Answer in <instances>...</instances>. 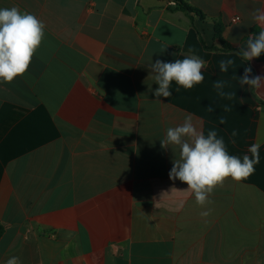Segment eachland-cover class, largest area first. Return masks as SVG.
<instances>
[{"label": "crops", "instance_id": "crops-1", "mask_svg": "<svg viewBox=\"0 0 264 264\" xmlns=\"http://www.w3.org/2000/svg\"><path fill=\"white\" fill-rule=\"evenodd\" d=\"M180 2L204 17L166 0H0L46 25L28 70L0 82V264H264V89L238 81L264 62L237 54L264 31V0ZM189 55L203 81L156 97L151 63ZM187 115L241 161L260 146L247 179L214 189L208 223L169 177L179 149L161 147Z\"/></svg>", "mask_w": 264, "mask_h": 264}, {"label": "clouds", "instance_id": "clouds-1", "mask_svg": "<svg viewBox=\"0 0 264 264\" xmlns=\"http://www.w3.org/2000/svg\"><path fill=\"white\" fill-rule=\"evenodd\" d=\"M252 18L264 23V9L254 10ZM45 28L44 22L32 13L21 12L18 7L0 8V82L11 83L28 70L34 53L44 39ZM262 53L264 31L255 36L250 35L237 52L244 61L259 58ZM233 62L232 59L221 60L220 70L227 72ZM205 67V61L196 55L175 62L156 60L150 65L152 78L158 85L154 95L170 97L172 92L169 89L173 81L185 89L192 88L203 81L202 69ZM238 81L256 91L264 89V77L252 76L250 67H245L244 75L238 77ZM214 86L222 89L224 83L217 81ZM220 94L225 95L223 92ZM228 95L230 98L231 94ZM208 110L213 111L211 106ZM160 141L162 148L176 146L179 149V156L173 160L169 177L188 185V189L194 193L196 204L205 209L199 213L205 223H208L207 218L212 212L208 206L213 203L210 195L214 189L218 185L223 186L228 178L235 182L247 179L260 162L259 144H252L248 149L252 156L244 155L241 161L229 155L223 139L217 138L215 130H210L205 136L191 115H187L182 124L167 128L165 137ZM6 264L22 262L19 257L12 256Z\"/></svg>", "mask_w": 264, "mask_h": 264}, {"label": "trees", "instance_id": "trees-1", "mask_svg": "<svg viewBox=\"0 0 264 264\" xmlns=\"http://www.w3.org/2000/svg\"><path fill=\"white\" fill-rule=\"evenodd\" d=\"M180 4H181V2H180ZM181 7L184 10L188 11V12H197L201 17H204L200 11H198V10L192 8V7H189V6H184L183 3L181 4ZM259 32H261L260 29H257V28L253 29L252 36L258 35ZM216 37L220 41V43L225 47V49L234 50V48L231 47L228 44V42L224 39V37H223V28L220 25L216 26ZM254 60H256L258 62H264V53H262L259 58H254Z\"/></svg>", "mask_w": 264, "mask_h": 264}, {"label": "built area", "instance_id": "built-area-1", "mask_svg": "<svg viewBox=\"0 0 264 264\" xmlns=\"http://www.w3.org/2000/svg\"><path fill=\"white\" fill-rule=\"evenodd\" d=\"M166 2H167L168 6L173 7V8H179L181 6L180 0H166ZM239 20H240V18L236 17L232 21L237 22Z\"/></svg>", "mask_w": 264, "mask_h": 264}]
</instances>
